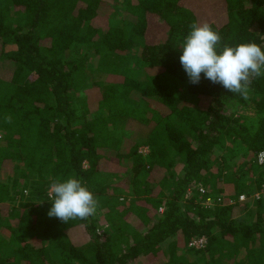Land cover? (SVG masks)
I'll return each mask as SVG.
<instances>
[{
  "label": "trees",
  "instance_id": "1",
  "mask_svg": "<svg viewBox=\"0 0 264 264\" xmlns=\"http://www.w3.org/2000/svg\"><path fill=\"white\" fill-rule=\"evenodd\" d=\"M188 1L0 0V264H264V201L225 194L264 187V76L247 100L190 83ZM219 2L220 47L264 49V0ZM69 177L99 206L64 223L48 193Z\"/></svg>",
  "mask_w": 264,
  "mask_h": 264
},
{
  "label": "clouds",
  "instance_id": "2",
  "mask_svg": "<svg viewBox=\"0 0 264 264\" xmlns=\"http://www.w3.org/2000/svg\"><path fill=\"white\" fill-rule=\"evenodd\" d=\"M190 29L179 45V61L189 82L198 84L203 74L213 84L247 100L252 79L264 76V49L254 42L221 48V35L208 22H194ZM5 122L11 123L12 117L6 116ZM48 194L52 206L47 215L64 223L86 220L99 206L97 197L75 177L53 180Z\"/></svg>",
  "mask_w": 264,
  "mask_h": 264
},
{
  "label": "rangeland",
  "instance_id": "3",
  "mask_svg": "<svg viewBox=\"0 0 264 264\" xmlns=\"http://www.w3.org/2000/svg\"><path fill=\"white\" fill-rule=\"evenodd\" d=\"M106 1L108 3H110V4L113 5V0H106ZM118 2H122V0H116V5H118ZM188 3H189L188 5H191L192 7L196 8L195 10L199 11L200 18L202 20V23L203 22H208V23L211 22L212 23V22H215L216 21V19H217V13H215L214 10H219L220 9L218 7V6L221 5L220 2H219V0H199V2H197V1L194 2L193 0H190V1H188ZM116 11H117V8H116ZM97 24L100 25V26H105L107 24V21L106 20L99 19ZM0 138H1V136H0ZM139 151L143 155H145L148 152V149L143 146V147H140L139 148ZM110 155H112V154L110 153ZM257 162H258V156H257ZM84 168H87V164L86 163L84 164ZM117 169H118L119 172L121 171V168L120 167H118ZM117 169L115 168L114 171H117ZM122 173H123V171L120 172L121 175H122ZM127 175L128 174H126L124 176V178H122V179H128L129 178V175L128 176ZM201 187H203V189L205 188L204 186H201ZM126 188L127 187H125V186L121 188L122 190H121V192H119V194H120L119 197H122V196L124 197L126 194H128V191H127ZM225 190H226L225 194L229 197V199H232L233 198L232 201H231V203L241 204V203L249 202L251 205H253V204H255L258 201H264V196H262V194H261V192L264 191V187L262 189H259V190L253 191V192L242 193V194H245L247 196H251V194L254 193V192H260L259 193L260 194V197L262 196V199H260V200H252V199H248L247 200V198H245L246 201H245V199L242 200V201H240V200L237 199V197L239 195H241V194L237 195L236 197H231L232 194H233V185H232V183L230 181H227L226 182ZM200 193L203 194V192H200ZM187 194H188V196H190L192 193L191 194L187 193ZM207 199H210V198H206L204 201H201V204L204 205L205 207L211 206L213 204V201H214V200L210 199L207 202L206 201ZM160 211H161V209H160ZM205 245H206V243H205ZM138 263H140V262H138Z\"/></svg>",
  "mask_w": 264,
  "mask_h": 264
},
{
  "label": "built area",
  "instance_id": "4",
  "mask_svg": "<svg viewBox=\"0 0 264 264\" xmlns=\"http://www.w3.org/2000/svg\"><path fill=\"white\" fill-rule=\"evenodd\" d=\"M258 162H259L260 164L264 162V153H260V154L258 155ZM196 188H197V190H194L195 187L190 188V189L188 190L187 193L191 194L193 191H198L199 193H200V192H203V193L205 192V188L203 189V187H201L200 184H199ZM259 193H260V192H254V193L251 194V196H247V195H245V194H241V195H239V196L237 197V199L240 200V201L244 200L245 198H247V200H248V199H252V200H260V199H262V196H264V191L261 192V194H262L261 197H260V194H259ZM186 197H189L188 194L186 195ZM209 200H210V199H207L206 201L208 202ZM217 201H219V199H218ZM245 201H246V199H245ZM198 242H199V243H198ZM205 243H206V240H205L204 238H199V239L194 238V239H191V240L189 241L188 245H189L190 247H193V248L199 249V248H203V247L205 246Z\"/></svg>",
  "mask_w": 264,
  "mask_h": 264
}]
</instances>
